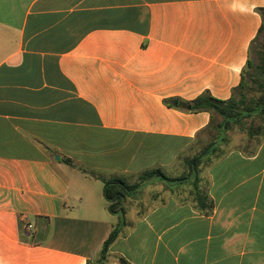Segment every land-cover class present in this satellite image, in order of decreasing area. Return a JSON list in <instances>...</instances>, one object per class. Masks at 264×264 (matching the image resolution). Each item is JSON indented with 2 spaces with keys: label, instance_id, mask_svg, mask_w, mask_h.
Masks as SVG:
<instances>
[{
  "label": "crops",
  "instance_id": "crops-1",
  "mask_svg": "<svg viewBox=\"0 0 264 264\" xmlns=\"http://www.w3.org/2000/svg\"><path fill=\"white\" fill-rule=\"evenodd\" d=\"M261 8L0 0V264H96L120 221L102 178L183 173L211 114L165 101L230 99ZM248 148L202 169L211 215L186 200L187 185L173 194L156 183L126 199L128 225L107 264H264V141Z\"/></svg>",
  "mask_w": 264,
  "mask_h": 264
},
{
  "label": "trees",
  "instance_id": "trees-1",
  "mask_svg": "<svg viewBox=\"0 0 264 264\" xmlns=\"http://www.w3.org/2000/svg\"><path fill=\"white\" fill-rule=\"evenodd\" d=\"M258 11L262 16V25L251 44L241 83L234 89L230 99L220 100L209 92H204L192 101L179 99L165 101L168 107L186 113L208 112L211 114L209 126L199 134L198 138L201 142L203 135L208 134L210 141L195 154L181 158L180 165L184 170L183 173L179 177L172 178L167 176L162 168H153L138 175L102 178L104 196L109 203V212L119 215L120 221L104 243L96 264L108 263L111 246L128 225L126 199L139 201L141 191L156 183L165 184V191L173 194L177 193L173 186L187 185L189 194L186 200L192 202L202 213L211 215L215 210V205L204 187L201 177L202 169L229 152L226 150L230 143L229 133L235 129L245 133L250 142L257 143L253 147L250 144L248 149L251 154H254L257 147L264 141V8ZM248 120H251L250 125L247 123ZM256 120H261L263 124L254 127L253 123ZM63 162L68 165L73 164L70 159H64ZM119 261L122 264H129L124 258H119Z\"/></svg>",
  "mask_w": 264,
  "mask_h": 264
},
{
  "label": "rangeland",
  "instance_id": "rangeland-1",
  "mask_svg": "<svg viewBox=\"0 0 264 264\" xmlns=\"http://www.w3.org/2000/svg\"><path fill=\"white\" fill-rule=\"evenodd\" d=\"M247 123L250 125L251 120H248ZM262 124H263V122L261 120H256L253 123L254 127H258V126H260ZM202 138H203L202 141L201 142L199 141V143L197 144V150L202 149L210 141V137H209L208 134L203 135ZM229 138H230V143L226 147L227 151H232L234 149H244V148H246L248 146H251L250 144H252V147H253V146H255L257 144L254 141L250 142V140L248 139L247 135L245 133L239 131L238 129H235L231 133H229ZM169 175L175 176V175H178V174L169 173ZM147 190H148V188H147Z\"/></svg>",
  "mask_w": 264,
  "mask_h": 264
},
{
  "label": "water",
  "instance_id": "water-1",
  "mask_svg": "<svg viewBox=\"0 0 264 264\" xmlns=\"http://www.w3.org/2000/svg\"><path fill=\"white\" fill-rule=\"evenodd\" d=\"M57 160H60L61 159V157L60 156H57V158H56Z\"/></svg>",
  "mask_w": 264,
  "mask_h": 264
}]
</instances>
